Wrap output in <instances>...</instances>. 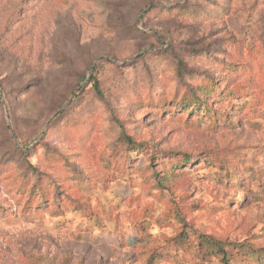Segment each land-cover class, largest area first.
Returning a JSON list of instances; mask_svg holds the SVG:
<instances>
[{"label": "rangeland", "instance_id": "374dc122", "mask_svg": "<svg viewBox=\"0 0 264 264\" xmlns=\"http://www.w3.org/2000/svg\"><path fill=\"white\" fill-rule=\"evenodd\" d=\"M214 240L264 262V0H0V264Z\"/></svg>", "mask_w": 264, "mask_h": 264}, {"label": "trees", "instance_id": "16d2710c", "mask_svg": "<svg viewBox=\"0 0 264 264\" xmlns=\"http://www.w3.org/2000/svg\"><path fill=\"white\" fill-rule=\"evenodd\" d=\"M92 81L94 82V83H93V88H94L96 94L100 96L99 86H98L97 81H96L95 79H93ZM195 91H196V90H195ZM197 91H200V93H204V92H203V89L201 88V86H198ZM198 94H199V93H198ZM202 103H203V101H202L201 99H199L197 96H192L191 99H188V100L185 99V100H181V101H179V105H180V107L183 108V109H185V107L190 106V109L187 110V111H189V112L193 111L194 108H198L199 106H202V111H204V110L207 108V106H206L205 104H202ZM189 112H188V113H189ZM205 112L211 114V113H213L214 111H213L212 108H208V109L205 110ZM206 239H207V238H206ZM204 244H205V247L208 248V247L212 246L214 249H216V252H219V254L221 253V254H222L221 256H222V261H223V263H224V264H228V263L226 262L225 249H224V247L221 246L220 243H217V242L214 240V241H210V242L205 241V243H203V245H204ZM200 245H201V244H200ZM201 246H202V245H201ZM263 264H264V262H263Z\"/></svg>", "mask_w": 264, "mask_h": 264}]
</instances>
